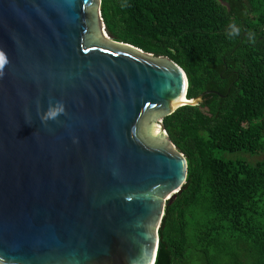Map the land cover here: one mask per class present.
<instances>
[{"label":"water","instance_id":"obj_1","mask_svg":"<svg viewBox=\"0 0 264 264\" xmlns=\"http://www.w3.org/2000/svg\"><path fill=\"white\" fill-rule=\"evenodd\" d=\"M102 0H0V257L6 264H155L188 159L162 119L186 71L115 41ZM216 93V91H214ZM65 112L42 124L39 113Z\"/></svg>","mask_w":264,"mask_h":264},{"label":"trees","instance_id":"obj_2","mask_svg":"<svg viewBox=\"0 0 264 264\" xmlns=\"http://www.w3.org/2000/svg\"><path fill=\"white\" fill-rule=\"evenodd\" d=\"M101 12L115 41L178 63L188 98L213 91L161 121L188 176L155 264H264V0H102Z\"/></svg>","mask_w":264,"mask_h":264},{"label":"clouds","instance_id":"obj_3","mask_svg":"<svg viewBox=\"0 0 264 264\" xmlns=\"http://www.w3.org/2000/svg\"><path fill=\"white\" fill-rule=\"evenodd\" d=\"M239 30L235 27H231V31L229 32V35H238ZM7 57L6 55L0 51V76H2L3 67L7 63ZM65 112V106L62 101H56L54 104H50V106L43 111L42 113H39V117L42 124H47L48 121H54L56 120L59 115L63 114ZM0 264H6V261L3 257H0Z\"/></svg>","mask_w":264,"mask_h":264},{"label":"rangeland","instance_id":"obj_4","mask_svg":"<svg viewBox=\"0 0 264 264\" xmlns=\"http://www.w3.org/2000/svg\"><path fill=\"white\" fill-rule=\"evenodd\" d=\"M257 157H255L254 159H256Z\"/></svg>","mask_w":264,"mask_h":264}]
</instances>
